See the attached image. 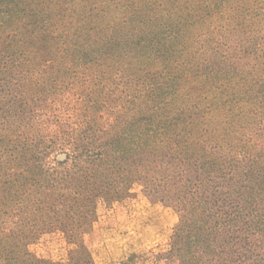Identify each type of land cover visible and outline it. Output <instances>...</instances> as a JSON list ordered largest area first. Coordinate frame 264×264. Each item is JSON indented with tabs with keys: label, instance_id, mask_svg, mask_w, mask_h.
I'll list each match as a JSON object with an SVG mask.
<instances>
[{
	"label": "trees",
	"instance_id": "obj_1",
	"mask_svg": "<svg viewBox=\"0 0 264 264\" xmlns=\"http://www.w3.org/2000/svg\"><path fill=\"white\" fill-rule=\"evenodd\" d=\"M48 2L0 0V32L22 24L0 50V264H55L25 250L29 235L75 241L99 197L133 186L180 217L167 264H264V133L206 119L184 89L212 24L210 107L264 106V0ZM66 95L71 120L45 125ZM85 262L80 247L68 264Z\"/></svg>",
	"mask_w": 264,
	"mask_h": 264
},
{
	"label": "rangeland",
	"instance_id": "obj_2",
	"mask_svg": "<svg viewBox=\"0 0 264 264\" xmlns=\"http://www.w3.org/2000/svg\"><path fill=\"white\" fill-rule=\"evenodd\" d=\"M50 2L59 4L61 0ZM49 4L47 0L46 5ZM21 27L22 24H14L0 32V50L7 44L16 49L19 47V39L13 35L18 34L20 37ZM199 30L202 31V36L199 31L196 32L197 37H193V44L188 51L190 55L184 57L188 73L184 89L190 93V100L208 107L205 118L210 121L214 117L222 121L236 116L238 121L244 122L245 132L264 133V106L258 108L248 98L241 104L243 107H235L231 112L228 109H212L218 100L217 87L215 83L212 84V79L206 80L207 77L201 73V63H207L212 58V24L206 28L199 27ZM32 62L30 57V63ZM72 102L74 103L68 95L53 102L39 114L40 120H45V125L50 127L58 118L64 122L71 120V108L68 106ZM241 109L246 111L244 115H239ZM261 120L263 124L260 128L257 127L256 132L255 124ZM64 158L65 155L60 154L56 159L63 161ZM93 211L94 214H89L86 226L76 234L75 241H71L61 228L42 230L44 232L40 230L29 235L25 250L37 259L55 264H68L72 253L80 247L86 252L84 264H167L161 255L170 249L172 235L180 223V217L171 208L147 197L141 187L133 186L121 200L105 201L103 197H99L94 202Z\"/></svg>",
	"mask_w": 264,
	"mask_h": 264
}]
</instances>
